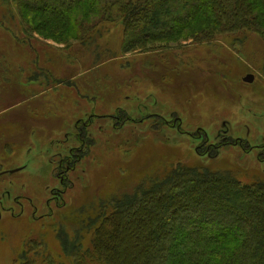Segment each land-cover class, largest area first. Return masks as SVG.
I'll use <instances>...</instances> for the list:
<instances>
[{"label": "rangeland", "instance_id": "374dc122", "mask_svg": "<svg viewBox=\"0 0 264 264\" xmlns=\"http://www.w3.org/2000/svg\"><path fill=\"white\" fill-rule=\"evenodd\" d=\"M17 15L0 0V264H22L31 239L72 264L60 228L88 242L83 217L101 201L178 165L264 184L259 34L186 33L128 52L122 28L104 24L92 44L65 48L27 36Z\"/></svg>", "mask_w": 264, "mask_h": 264}, {"label": "trees", "instance_id": "16d2710c", "mask_svg": "<svg viewBox=\"0 0 264 264\" xmlns=\"http://www.w3.org/2000/svg\"><path fill=\"white\" fill-rule=\"evenodd\" d=\"M12 1L27 36L65 48L92 44L104 24L122 28L128 52L186 33L201 42L242 30L264 39V0ZM135 188L101 201L95 218L83 217L88 242L58 230L72 264H264V184L243 185L227 174L178 165ZM217 199L227 206L219 208ZM24 244L22 264L55 263L42 240Z\"/></svg>", "mask_w": 264, "mask_h": 264}, {"label": "water", "instance_id": "95a60500", "mask_svg": "<svg viewBox=\"0 0 264 264\" xmlns=\"http://www.w3.org/2000/svg\"><path fill=\"white\" fill-rule=\"evenodd\" d=\"M243 80L245 81V82H248V83H252V82H254V80H255V75L254 74H247L244 78H243Z\"/></svg>", "mask_w": 264, "mask_h": 264}, {"label": "flooded vegetation", "instance_id": "af4514ba", "mask_svg": "<svg viewBox=\"0 0 264 264\" xmlns=\"http://www.w3.org/2000/svg\"><path fill=\"white\" fill-rule=\"evenodd\" d=\"M237 143L239 142H242V139H240V138H237ZM246 141V140H245ZM244 148H245V146H243ZM262 149H264V146L262 147ZM6 211H9V212H13V210H12V208L11 207H9V208H7V209H5ZM13 214V213H12Z\"/></svg>", "mask_w": 264, "mask_h": 264}]
</instances>
